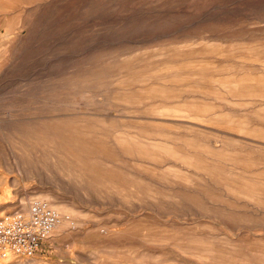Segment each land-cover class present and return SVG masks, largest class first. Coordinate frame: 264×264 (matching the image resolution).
<instances>
[{"label": "rangeland", "instance_id": "374dc122", "mask_svg": "<svg viewBox=\"0 0 264 264\" xmlns=\"http://www.w3.org/2000/svg\"><path fill=\"white\" fill-rule=\"evenodd\" d=\"M0 264H264V0H0Z\"/></svg>", "mask_w": 264, "mask_h": 264}, {"label": "built area", "instance_id": "2783aa9c", "mask_svg": "<svg viewBox=\"0 0 264 264\" xmlns=\"http://www.w3.org/2000/svg\"><path fill=\"white\" fill-rule=\"evenodd\" d=\"M59 216L43 201H34L28 213L19 211L0 220V254L32 259L51 238Z\"/></svg>", "mask_w": 264, "mask_h": 264}, {"label": "bare ground", "instance_id": "6f19581e", "mask_svg": "<svg viewBox=\"0 0 264 264\" xmlns=\"http://www.w3.org/2000/svg\"><path fill=\"white\" fill-rule=\"evenodd\" d=\"M59 224H60V221H59ZM59 224L56 225L55 229L59 226ZM55 229H54V231H55ZM54 231H53V233H54ZM1 255H3V254H1ZM7 255H8V254H7ZM7 255H4V256H7ZM28 260H29V259H28Z\"/></svg>", "mask_w": 264, "mask_h": 264}]
</instances>
